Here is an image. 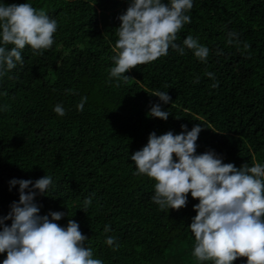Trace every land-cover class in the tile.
I'll return each instance as SVG.
<instances>
[{"label":"trees","instance_id":"1","mask_svg":"<svg viewBox=\"0 0 264 264\" xmlns=\"http://www.w3.org/2000/svg\"><path fill=\"white\" fill-rule=\"evenodd\" d=\"M22 3L43 8L57 31L43 55L25 46L23 64L0 77V218L19 200V185L9 190L11 179L34 182L48 175L52 186L34 198L39 214L64 212L55 221L61 227L75 220L88 238L85 246L103 264H213L192 255L188 226L199 201L189 192L185 207L160 210L152 201L155 181L134 174L130 156L150 133L176 135L181 125L190 131L201 124L197 155L214 151L238 169L264 165V0H193L191 23L175 42L198 39L210 50L207 62L187 48L184 55L169 48L167 56L125 72L126 83L110 79L109 69L117 17L130 0H0ZM229 32L238 34L239 46L227 43ZM158 90L166 91L169 103L152 95ZM82 97L87 101L78 111ZM57 104L64 116L54 112ZM155 104L170 113L166 121L147 115ZM108 236L116 237L118 250L104 243ZM5 258L0 253V264ZM232 264H246V258Z\"/></svg>","mask_w":264,"mask_h":264},{"label":"clouds","instance_id":"2","mask_svg":"<svg viewBox=\"0 0 264 264\" xmlns=\"http://www.w3.org/2000/svg\"><path fill=\"white\" fill-rule=\"evenodd\" d=\"M193 6V0H168L166 4L162 0H130L126 11L117 17L120 25L116 28L118 40L109 78L126 83L129 77L123 75L125 72L167 56L169 48L180 55L185 54V48L192 50L195 58L206 63L210 50L198 39L188 35L183 46L175 42L183 26L191 23L188 13ZM56 31L57 21L43 8L37 10L29 3L0 4V77L23 64L25 46H30L35 55H43L41 50L51 48ZM227 43L239 46L238 34L229 32ZM249 47L243 43L245 50ZM222 54L218 49L216 55ZM205 75L215 79L211 72ZM195 82H199L198 77ZM217 86L218 82L211 85ZM152 95L165 104L171 100L166 91ZM86 101L87 97L81 98L78 111H83ZM54 112L65 115L60 104ZM169 114L160 104L151 106L147 113L164 121ZM203 128L197 124L187 131L186 125H181L182 131L176 135L171 131L160 136L150 133L147 144L130 156L137 169L134 174L155 181L152 201L162 211L185 207L189 192L199 201L193 206L196 215L188 226L195 238L192 255L198 261L232 264L244 257L246 264H264V165L245 164L238 169L232 163H223L214 151L197 155L196 141ZM52 184L48 175L34 182L9 181V190L19 185V200L12 202L8 214L0 218V253H6L2 264H103L85 246L88 238L75 220L69 219L67 226L61 227L55 221L61 220L64 212L39 214L40 207L34 203L37 190L45 194ZM90 204L91 198L84 200V212ZM7 220H11L10 226L5 225ZM109 231L106 225L104 232ZM104 243L113 250L120 247L114 236H108Z\"/></svg>","mask_w":264,"mask_h":264}]
</instances>
